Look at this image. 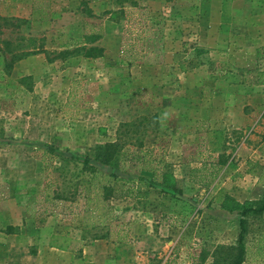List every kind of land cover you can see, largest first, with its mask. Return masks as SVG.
<instances>
[{"label": "rangeland", "instance_id": "rangeland-1", "mask_svg": "<svg viewBox=\"0 0 264 264\" xmlns=\"http://www.w3.org/2000/svg\"><path fill=\"white\" fill-rule=\"evenodd\" d=\"M0 49V264L232 263L228 209L264 195V0H0ZM105 143L114 176L38 150ZM244 244L264 264V214Z\"/></svg>", "mask_w": 264, "mask_h": 264}, {"label": "trees", "instance_id": "trees-1", "mask_svg": "<svg viewBox=\"0 0 264 264\" xmlns=\"http://www.w3.org/2000/svg\"><path fill=\"white\" fill-rule=\"evenodd\" d=\"M0 54H2V58L4 57L5 53L2 49H0ZM27 53H23L20 55H13L9 60L5 61L7 62L6 69L9 70L12 66V64L15 61L21 60L26 57ZM88 56V55H87ZM142 148V145L138 147L140 150ZM42 151V157L41 160L44 163V167L46 170L51 168V162L52 159L54 158H59L60 162H63L64 164H81L83 170H93L95 174L97 175H104L106 172V168H110L111 173L110 175L114 176L117 175L115 172L120 168V164L122 162V155H121V150H119V145L115 143H105L98 145L94 150H93V155L92 156H85V157H79L77 155H67V152L62 153L55 147L44 144L42 145L41 149H38ZM142 156V157H141ZM140 157H136L138 160H142L146 156V154H142ZM48 160V161H47ZM97 164L98 166H95L93 164ZM62 166V164H61ZM144 168L148 169L147 166ZM62 168H59L58 171H61ZM113 171V172H112ZM152 178L150 180V183L155 185V183L158 181L157 176L159 175L154 169L151 171ZM141 181V180H140ZM228 211L233 212V211H238L239 215L241 217L240 219V234L238 236V242H237V247L236 248H230V251H236L234 255V259L232 260L231 264H243L244 258H245V244H244V236L246 233V218L247 217H258L264 214V195L262 199L256 203H245L242 206L236 205L231 209H228ZM12 229L9 228V231ZM52 248L61 250V251H67L66 248L56 246V245H51Z\"/></svg>", "mask_w": 264, "mask_h": 264}, {"label": "crops", "instance_id": "crops-1", "mask_svg": "<svg viewBox=\"0 0 264 264\" xmlns=\"http://www.w3.org/2000/svg\"><path fill=\"white\" fill-rule=\"evenodd\" d=\"M10 238L13 240L14 238H16V236H11ZM60 254H63V255H60ZM64 255H67V253H65V252H60V253L57 254L56 256H57V257H60V256H64Z\"/></svg>", "mask_w": 264, "mask_h": 264}]
</instances>
